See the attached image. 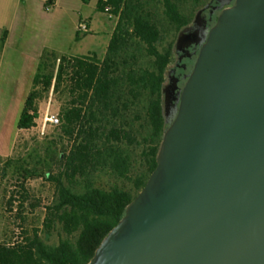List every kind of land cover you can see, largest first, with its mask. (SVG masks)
Wrapping results in <instances>:
<instances>
[{
  "label": "water",
  "instance_id": "1",
  "mask_svg": "<svg viewBox=\"0 0 264 264\" xmlns=\"http://www.w3.org/2000/svg\"><path fill=\"white\" fill-rule=\"evenodd\" d=\"M176 89L154 170L86 264H264V0L220 9Z\"/></svg>",
  "mask_w": 264,
  "mask_h": 264
},
{
  "label": "trees",
  "instance_id": "2",
  "mask_svg": "<svg viewBox=\"0 0 264 264\" xmlns=\"http://www.w3.org/2000/svg\"><path fill=\"white\" fill-rule=\"evenodd\" d=\"M106 5L117 23L104 57L43 50L19 116L17 129L30 130L43 94L52 88L65 95L58 127L70 147L58 155L57 172L37 157L32 168L21 157H0L2 172L14 168L23 194L28 179L43 176L53 183L54 199L43 227L49 235L56 226L65 238L56 246L47 245L35 230L23 242L0 243V264H86L155 168L165 128L161 88L171 55L170 50L157 48L161 41L157 5L176 30L189 20L180 13L178 0H98L96 11L105 14ZM6 36L2 30L0 52ZM74 40H79L78 34ZM141 51L152 59L151 68L139 65ZM50 153L47 146L44 154ZM40 164L47 170L39 172ZM100 172L111 174L115 183L96 186L94 178Z\"/></svg>",
  "mask_w": 264,
  "mask_h": 264
},
{
  "label": "rangeland",
  "instance_id": "3",
  "mask_svg": "<svg viewBox=\"0 0 264 264\" xmlns=\"http://www.w3.org/2000/svg\"><path fill=\"white\" fill-rule=\"evenodd\" d=\"M62 5L53 10V16L58 22L46 21L43 12L32 11L28 14L25 21L19 23V29L23 30L25 39L31 43H41L50 46H56L67 54L80 52V50H91L89 54H95L98 59H102L106 53V49L110 40V36L116 26L117 18H109L102 14L104 20V35L99 33L101 44H89L90 39L86 41L89 45L86 47L74 46L71 42L70 30L72 18L74 15L69 11L70 5L68 0H62ZM180 13L183 17L189 20L188 24L193 20L198 9L204 6L207 0H178ZM84 5L81 6V15L86 17L87 21L92 23L96 19V0H84ZM42 13V14H41ZM55 20V21H56ZM157 20L161 30V41L157 48L160 52L170 50V62L175 55V40L178 32L173 25L163 16L162 7L157 5ZM96 23V22H94ZM58 28H55L56 26ZM53 26L54 29H51ZM87 27V26H86ZM81 33V32H80ZM87 34V30L85 32ZM84 34V33H82ZM99 37V36H98ZM104 41V42H103ZM89 48V49H88ZM139 65L141 67L151 68L152 59L147 57L141 51L139 54ZM165 69V79L166 72ZM165 82V80H164ZM163 82V83H164ZM65 95L54 92L51 88L48 93L43 94V97L38 102V123L44 117L46 111L52 114H58L59 109L64 101ZM24 99L19 103L23 106ZM141 124V123H140ZM139 125V124H135ZM59 127H47L43 135L39 134L36 129H30L23 132L19 137L13 154L15 159L21 157L30 168L34 166L35 157L50 167V171L57 172L58 155L62 151H68L70 144L66 138H61ZM50 146L51 153L49 156L44 154V149ZM139 151L135 150V154ZM32 157L33 159H29ZM16 164V163H14ZM17 165V164H16ZM38 171L47 170L45 164L36 166ZM14 168L9 167L4 174L2 172V163L0 161V243L11 245L17 242H23L27 237H30L34 231L38 232L39 238L47 245L56 246L60 239H64L65 235L55 226L49 235L45 234L43 223L46 214V209L51 205L54 199V185L46 181L43 176L28 179L25 183V193L20 191L15 183ZM95 184L101 188H107L115 183V178L108 172H100L95 175ZM129 187L128 185H126ZM21 196H25L22 200ZM23 206V208H20Z\"/></svg>",
  "mask_w": 264,
  "mask_h": 264
},
{
  "label": "crops",
  "instance_id": "4",
  "mask_svg": "<svg viewBox=\"0 0 264 264\" xmlns=\"http://www.w3.org/2000/svg\"><path fill=\"white\" fill-rule=\"evenodd\" d=\"M68 1L69 11L74 15V18L71 19L70 30L72 44L82 47H87L91 43L100 45L99 33L102 32L103 35L105 33V19L102 13L96 11L94 21L96 23H90L86 17L83 18L81 15V6L84 5V0ZM62 2V0H55L51 8L45 10L40 0H0V32L5 30L7 35L0 52V157L2 158L13 154L19 137L26 131L17 129L23 108L19 103L23 99L25 102L28 96L42 51L51 50L70 56H86L91 52V50H80V52L67 54L56 46L31 43L25 39L23 30L19 29V23L25 21L32 11L38 12V14L42 11L43 14H41L46 21L58 22L52 13L55 8L62 5ZM80 23H85L87 26V34L78 32ZM51 27L54 29L53 26ZM76 34L79 35L78 41L74 40ZM88 38L90 41L87 40ZM86 41H89V44Z\"/></svg>",
  "mask_w": 264,
  "mask_h": 264
},
{
  "label": "flooded vegetation",
  "instance_id": "5",
  "mask_svg": "<svg viewBox=\"0 0 264 264\" xmlns=\"http://www.w3.org/2000/svg\"><path fill=\"white\" fill-rule=\"evenodd\" d=\"M233 1L207 0L204 6L197 10L191 23L178 32L179 34L182 30H185V33L180 36L179 48L177 49L174 44L175 55L166 67V79L162 84L163 87L170 86L176 81L177 89L174 92L176 99L174 103L176 105L178 104L179 91L191 71L207 29L213 26L220 9L231 5Z\"/></svg>",
  "mask_w": 264,
  "mask_h": 264
},
{
  "label": "built area",
  "instance_id": "6",
  "mask_svg": "<svg viewBox=\"0 0 264 264\" xmlns=\"http://www.w3.org/2000/svg\"><path fill=\"white\" fill-rule=\"evenodd\" d=\"M43 7H47V9H50L52 4H54L55 0H40ZM107 0H103V2H106ZM110 12V7L108 5H106L104 7V13L105 15H107L109 18H111L112 16L109 14ZM87 30V27L85 25V23H80L78 25V32H81V33H85ZM38 120H36L35 122V126L32 128V129H36L39 134L43 135L44 132H45V129L49 126L51 127H57L59 126L60 124V121H59V116L58 114H52V113H49V111H46L45 114H44V117L43 119L41 120V123H38Z\"/></svg>",
  "mask_w": 264,
  "mask_h": 264
}]
</instances>
